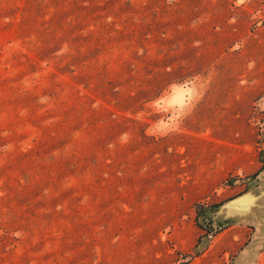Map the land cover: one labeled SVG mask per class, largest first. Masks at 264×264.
<instances>
[{"label": "rangeland", "instance_id": "obj_1", "mask_svg": "<svg viewBox=\"0 0 264 264\" xmlns=\"http://www.w3.org/2000/svg\"><path fill=\"white\" fill-rule=\"evenodd\" d=\"M0 264H264V0H0Z\"/></svg>", "mask_w": 264, "mask_h": 264}]
</instances>
